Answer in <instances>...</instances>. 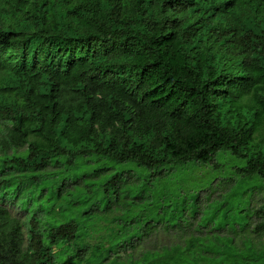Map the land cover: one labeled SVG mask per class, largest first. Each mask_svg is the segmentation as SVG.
Masks as SVG:
<instances>
[{"label": "trees", "instance_id": "16d2710c", "mask_svg": "<svg viewBox=\"0 0 264 264\" xmlns=\"http://www.w3.org/2000/svg\"><path fill=\"white\" fill-rule=\"evenodd\" d=\"M219 153L243 165L205 219ZM133 187L136 235L89 255L77 218ZM256 190L264 0H0V264H57L60 243L101 264H264ZM160 231L175 241L118 255Z\"/></svg>", "mask_w": 264, "mask_h": 264}, {"label": "rangeland", "instance_id": "374dc122", "mask_svg": "<svg viewBox=\"0 0 264 264\" xmlns=\"http://www.w3.org/2000/svg\"><path fill=\"white\" fill-rule=\"evenodd\" d=\"M240 165H243L239 160H237L235 157L231 155H225L221 156V153H219L214 162L210 164L208 172L210 175H215L220 177L218 179L219 183L215 186V192H208L202 193V206L203 209H200L204 216L203 218L207 219L206 213H209L212 206L209 205V203L214 202L215 200L220 199V196L222 194H226L229 191V186L233 184L232 181H229L227 178L230 177V174L235 171ZM214 166H218L221 169L220 173H214V170L212 168ZM203 173L196 174L194 176L192 185H197L196 187H200L199 184L202 181H205L204 177H202ZM217 181V182H218ZM130 199H128V202L124 203V205H120L119 209L109 210L108 212H105L103 209L94 210L92 213H88L83 215L82 217H78L76 215V218L80 225V233L83 234L84 239L83 241L86 243L94 244L99 242V245L103 246V249H92L89 252V255L92 252H96L97 254H104L106 255V250L104 248H109L113 246V238H116V236H121L118 239L120 240H126L134 237L136 235L135 228H137V221L139 220L140 216L143 213V210H145L144 216L147 217V215L150 213L149 209H146V207L141 208L140 203L136 202L139 197V190L135 187L130 188L128 190ZM128 192L125 195H128ZM208 195L206 198L205 196ZM135 200H131V199ZM264 203V190H256L255 195H253L251 206L253 208H258L261 204ZM206 205V206H205ZM114 207V206H113ZM198 207V206H197ZM194 208V207H193ZM11 212L13 215L18 216L20 218L24 219L25 222V215L22 213H19L16 208L10 207ZM176 210V208L172 207V211ZM114 217H117L118 226L115 228H112L114 224ZM70 218H74V214H70ZM152 218V217H151ZM131 222H134L132 225ZM127 223V224H126ZM173 225H176L173 223ZM114 229V230H113ZM118 229V230H117ZM175 229V228H173ZM179 229V227H178ZM25 233L27 232L26 226H24ZM176 234L175 231H172L170 233H167L165 231H160L156 234H153L150 236V238L146 239L141 245H139L136 250H132L130 248V245L128 246L127 250L121 249L119 250L118 255L121 257H124L125 254L132 253V255H136L137 257L140 256L142 251H145L147 249H153L155 245L160 244H170L175 241ZM54 251L57 253V264H101L97 259L94 257L91 259H88L89 256L86 258L78 257L77 254L79 252L78 245L74 243H70L67 245L59 244L54 248ZM114 254V252H113ZM225 260L222 259H212V258H204L202 260L201 264H221ZM102 264H111V259L104 261Z\"/></svg>", "mask_w": 264, "mask_h": 264}]
</instances>
